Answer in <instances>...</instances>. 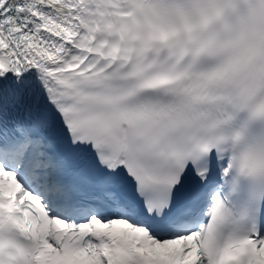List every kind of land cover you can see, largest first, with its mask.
Listing matches in <instances>:
<instances>
[{"label":"snow or ice","instance_id":"1","mask_svg":"<svg viewBox=\"0 0 264 264\" xmlns=\"http://www.w3.org/2000/svg\"><path fill=\"white\" fill-rule=\"evenodd\" d=\"M0 264H264V0H0Z\"/></svg>","mask_w":264,"mask_h":264}]
</instances>
